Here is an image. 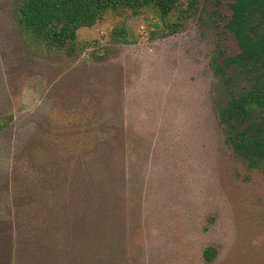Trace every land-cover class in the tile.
I'll return each instance as SVG.
<instances>
[{"label": "rangeland", "instance_id": "374dc122", "mask_svg": "<svg viewBox=\"0 0 264 264\" xmlns=\"http://www.w3.org/2000/svg\"><path fill=\"white\" fill-rule=\"evenodd\" d=\"M16 1L0 0V264H264V169L225 142L209 66L217 42L238 52L233 0L171 33L110 14L70 51L33 45Z\"/></svg>", "mask_w": 264, "mask_h": 264}, {"label": "trees", "instance_id": "16d2710c", "mask_svg": "<svg viewBox=\"0 0 264 264\" xmlns=\"http://www.w3.org/2000/svg\"><path fill=\"white\" fill-rule=\"evenodd\" d=\"M201 0H17L13 16L19 30L46 51L74 49L77 32L110 14H155L167 32L184 28ZM224 28L231 32L238 52L229 54L219 42L209 62L216 77V108L224 140L251 167L264 169V0H233ZM112 33L126 37L125 27ZM126 41V40H125ZM11 117L0 116V130ZM29 146H27L28 148ZM216 249L202 251L212 262Z\"/></svg>", "mask_w": 264, "mask_h": 264}]
</instances>
